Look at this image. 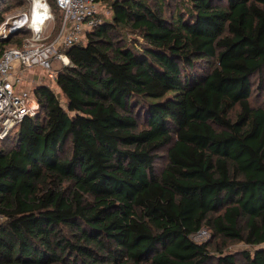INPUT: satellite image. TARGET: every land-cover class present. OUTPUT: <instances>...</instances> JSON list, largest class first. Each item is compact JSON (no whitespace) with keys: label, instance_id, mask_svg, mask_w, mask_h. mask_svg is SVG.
I'll return each instance as SVG.
<instances>
[{"label":"trees","instance_id":"16d2710c","mask_svg":"<svg viewBox=\"0 0 264 264\" xmlns=\"http://www.w3.org/2000/svg\"><path fill=\"white\" fill-rule=\"evenodd\" d=\"M96 1L0 138V264H264V0Z\"/></svg>","mask_w":264,"mask_h":264},{"label":"built area","instance_id":"2783aa9c","mask_svg":"<svg viewBox=\"0 0 264 264\" xmlns=\"http://www.w3.org/2000/svg\"><path fill=\"white\" fill-rule=\"evenodd\" d=\"M43 2L46 4L47 14L39 20L41 24L38 28L31 22L32 5L28 12L7 16L0 23V37L27 32L20 45L0 48V138H4L24 117L34 116L38 110L39 105L32 87L22 84L24 72L38 67L42 70L38 79H54L57 71L69 64L63 49L83 40L86 31L102 20L99 1L54 0L60 12V24L56 35L50 38L51 34H44L42 28L50 17L48 4L45 0ZM36 79L33 80V86L38 84L34 82ZM16 84H19L17 91ZM21 84L22 87L19 88ZM208 235V230L203 228L193 234L192 238L201 240Z\"/></svg>","mask_w":264,"mask_h":264},{"label":"rangeland","instance_id":"374dc122","mask_svg":"<svg viewBox=\"0 0 264 264\" xmlns=\"http://www.w3.org/2000/svg\"><path fill=\"white\" fill-rule=\"evenodd\" d=\"M46 3L48 4V8H49V18L44 22L43 24V32L44 34H53L56 31V26H57V20L60 16V12L59 10L56 8L54 0H45ZM144 2L148 3L149 0H143ZM162 12V14L164 15H168L172 12L173 14V20L174 22H176L177 18H178V12L180 9H187V5L189 0H184L185 4L184 5H179L177 3H171L173 4L172 8H169V5H167L168 0H155ZM13 4L6 8L3 11L4 14V19L7 16H18L23 12H28L31 8L32 5V0H12ZM161 3L163 4V6H161ZM171 10V11H170ZM109 10L105 5H101L100 6V14H103V16H107L109 14ZM23 76H25V72L23 74ZM43 82L47 83L60 97L61 94L58 93V88L55 84V81L52 80H44ZM19 84L15 85V90L18 88ZM22 87V84L20 85L19 88ZM17 91V90H16ZM263 97H259L258 101H262ZM161 156L157 159V166L160 167L163 163H164V155L162 152H160ZM211 239V236H207L205 239H201V240H209ZM196 240H200V238H196ZM250 246L243 243V242H233V243H229L228 247H226L224 250L225 251H242L244 249H249Z\"/></svg>","mask_w":264,"mask_h":264},{"label":"bare ground","instance_id":"6f19581e","mask_svg":"<svg viewBox=\"0 0 264 264\" xmlns=\"http://www.w3.org/2000/svg\"><path fill=\"white\" fill-rule=\"evenodd\" d=\"M47 14V7L43 0H33L32 9L30 10L32 25L36 28L40 27L43 16Z\"/></svg>","mask_w":264,"mask_h":264},{"label":"crops","instance_id":"0c3cea01","mask_svg":"<svg viewBox=\"0 0 264 264\" xmlns=\"http://www.w3.org/2000/svg\"><path fill=\"white\" fill-rule=\"evenodd\" d=\"M188 9V6H187ZM42 73V70L38 67L30 68L28 71L25 72V76H23V82L22 84L28 85L29 87H33V80L36 79L34 82L40 83L43 82L47 78L42 77L41 79H38V76Z\"/></svg>","mask_w":264,"mask_h":264},{"label":"water","instance_id":"95a60500","mask_svg":"<svg viewBox=\"0 0 264 264\" xmlns=\"http://www.w3.org/2000/svg\"><path fill=\"white\" fill-rule=\"evenodd\" d=\"M10 38V35L0 37V41L7 42Z\"/></svg>","mask_w":264,"mask_h":264}]
</instances>
